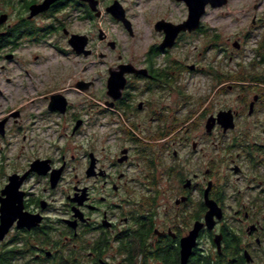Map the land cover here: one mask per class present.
I'll list each match as a JSON object with an SVG mask.
<instances>
[{
    "label": "flooded vegetation",
    "instance_id": "1",
    "mask_svg": "<svg viewBox=\"0 0 264 264\" xmlns=\"http://www.w3.org/2000/svg\"><path fill=\"white\" fill-rule=\"evenodd\" d=\"M228 2L220 7L207 5L206 11L208 7L223 8ZM206 11L199 27L181 31L170 48L161 46L166 34L156 24L182 23L189 8L187 17L178 23L156 17L153 30L159 39L142 51L121 42V34L116 33L121 30L134 37L137 32L125 0H0V60L21 59L23 50L28 65L47 62L54 73L63 66L50 87L36 95L45 99L41 108L44 119L55 116L63 127L64 118L67 135L80 134L86 121L75 111L69 92L72 88L93 94L100 80L106 116L113 120L117 115L126 121L121 129L104 136L106 140L117 137L116 151L105 146L98 150L95 135L91 136L80 166L82 173L72 172L73 184L61 208L55 206V196L75 155L70 160L62 155L59 161L33 156L6 173L0 166V175L5 176L0 184V264H130L137 254L141 264L144 233L152 250L149 264H181V239L197 222L204 225L186 264H264V142L249 129L238 133L243 108L208 109L205 96L193 103L182 91L174 96L178 89L175 61L169 53L184 37L204 33ZM111 24L118 27L111 29ZM96 66L102 67L95 70ZM195 68L193 64L191 70ZM25 70L27 76H33L30 66ZM51 72L46 75L51 77ZM62 81L66 84H59ZM121 81L124 85L118 89ZM54 97L56 109H51ZM259 100L255 94L249 115L254 116ZM193 105L195 109L189 111ZM224 110H231L234 117V127L227 130L218 120ZM22 115L14 109L0 118L5 121L2 138ZM112 120L96 125L111 127ZM94 126L95 122L90 123L92 130ZM192 132L198 133L192 136ZM224 136L231 138L224 140ZM3 151L0 146V161H8ZM204 157L212 165H204L201 171ZM37 161H45L38 162L44 172L32 169ZM141 161L148 170L146 181L128 173V168L140 166ZM221 163L229 165V172L218 170ZM59 169L60 177L54 183L52 174ZM25 174L18 189L21 201L16 196V203L6 204L8 195L3 191L10 177L18 175L19 181ZM246 179L258 185H247V189L236 185ZM139 193V200L132 198ZM207 200L216 204L219 213L212 228L206 224Z\"/></svg>",
    "mask_w": 264,
    "mask_h": 264
},
{
    "label": "rangeland",
    "instance_id": "2",
    "mask_svg": "<svg viewBox=\"0 0 264 264\" xmlns=\"http://www.w3.org/2000/svg\"><path fill=\"white\" fill-rule=\"evenodd\" d=\"M125 1L131 8L137 32L134 37H130L121 30L116 33L121 34V42L127 41L134 44L136 49L142 51L159 39V33L153 30L155 24L153 21L156 17L162 15L178 23L185 19L188 13L186 4L176 0ZM203 20L206 25L203 34L184 37L169 53L175 61V86L178 89H175L174 96L177 98L176 92L182 91L190 97L192 103L196 102L199 97L205 96L207 98L205 106L208 109L215 106L236 110L243 108L244 117L239 119L238 133L245 132L243 129H249V132L256 136L255 138L260 137L259 141L264 142V84L252 80V77L264 78V0H229L223 8L208 7ZM116 27H118L116 24H111V29H116ZM235 41L240 43L239 49L234 46ZM258 50L262 55H257ZM26 52L23 50L19 52L21 59L16 61L0 60V118L14 109L21 110L23 114L17 122H13L14 125L7 131L6 137L0 136V146H4L3 156L9 158L8 161H0V166H4L3 172L6 173L13 167L22 166L33 156H51L59 161L62 155H65L68 160L72 154L75 155L72 163L69 162V166L67 165L65 177L55 196L54 204L61 208L64 195L70 191L73 184L72 172L82 173L80 166L88 152V142L91 136L95 135L98 150L105 146L108 151H110L109 148L112 152L116 151L117 137L112 136L110 140H106L104 136L110 131L121 129L126 121L117 115L112 116L113 120L109 119L108 114L106 116L100 93L101 81L97 80L93 94L77 93L71 88L69 93L74 101L75 111L80 112L86 125L80 130V134L68 136V130H64V118L63 127L58 125L59 120L55 116H48L44 119L41 108L44 106L45 99L36 97L50 87L55 74L63 69V66H56L54 73L51 72L53 66L47 62L43 66L40 63L28 65L24 60L27 56ZM193 64L196 66L195 70L189 68ZM27 66H30L32 70V77L27 76L25 70ZM179 66L181 68L177 69ZM101 67L96 66L95 70ZM49 72L52 73L51 77L46 75ZM223 74L225 77L222 76ZM218 75L221 80L217 83V79H220L217 78ZM243 78L246 80H238ZM59 84L63 85L66 82L62 81ZM215 94L216 98H214ZM255 94H259L260 100L255 104L254 116H251L248 114L249 103ZM211 97L213 99L209 102ZM195 106H191L189 111L195 109ZM90 107H93V110H90ZM109 120L115 122L111 127L96 125L97 122L102 123ZM51 121L52 123H49ZM94 122L95 126L92 130L90 123ZM122 129H125V126ZM195 133L198 132H192L191 135L194 136ZM23 134L26 135V140H22ZM228 137L224 136L222 139L225 140ZM208 160V157L202 159L201 171L204 165L208 167L212 165L208 164ZM139 163L141 165L138 167L128 168L129 176L146 181L149 175H147L148 170L143 169L144 162ZM222 163L217 166L218 170L222 173L229 172V165H222ZM212 168L215 171V166ZM244 168L250 179L252 176L247 167ZM4 177V174L0 175V184ZM249 179L236 181V185L239 188L246 187V189L247 185H252V187L258 185L257 181L251 180V182ZM140 192L143 191L140 189ZM145 193L144 191V195ZM141 194L132 195V198L139 200ZM160 202L163 200L161 199Z\"/></svg>",
    "mask_w": 264,
    "mask_h": 264
},
{
    "label": "water",
    "instance_id": "3",
    "mask_svg": "<svg viewBox=\"0 0 264 264\" xmlns=\"http://www.w3.org/2000/svg\"><path fill=\"white\" fill-rule=\"evenodd\" d=\"M176 1H178V2H180V1L186 2L187 6L189 8V16H188L187 20H185L184 22L179 23V24L164 23L163 21H159L156 24V28L157 29H163L165 31V34H166L164 40L161 43L162 47H168V48L172 47L174 45L177 37H178V34L181 31H193V30L197 29L199 27V25H200V19H201L202 15L206 11L207 5H211L212 7H220V6L225 5L228 2V0H176ZM45 5H47V3L43 4V5H39V7L37 8L36 11H39V10L43 9ZM34 12H35V10H34ZM234 46L235 47H239L240 45H239L238 42L235 41L234 42ZM192 68H193V66H191V69ZM115 79H117V78H116L115 75H113V80H115ZM121 83H123V84L121 86H119L118 89L123 87L124 81H121ZM54 98H53V100H52V102L50 104V108L51 109H56V106H53L54 104H56V101H55L56 98L55 99ZM257 99H258V96L256 95L254 97V101L257 100ZM254 101L251 102L250 112L253 111ZM17 115H18V113H14V116H17ZM218 120H219V123L224 127L225 130L234 127V117H233V114H232L231 110L221 111L219 113V115H218ZM4 123H5L4 120L0 121V132L1 133H4L3 132ZM213 125H214V123H211V125L208 126V129L210 130ZM38 162L42 163V162H45V161L34 162L32 164V169H38V172L39 171L40 172H44L45 170L42 171V164H44V163L39 164ZM91 168H92V166L89 168V170ZM61 171H62V169H59L55 173L53 172L52 181L54 183L58 181ZM26 174L23 175L19 181L17 180L18 175H12L10 177V182H9V184L6 185V187H5L4 191H3V193H6L8 195V197L5 200L6 202L3 201V203L4 202L6 204L13 203V202L16 203L15 201H17V200H15V198H16V196H19L18 189H19L20 183L26 177ZM20 197L21 196H19V199H18L19 201H21ZM206 197H207V195H206ZM5 203H4V205H5ZM207 204L210 207V209H209V211L206 214V224L208 225V227L212 228L213 224H214V222H213L214 221V216L218 213V210L215 209L216 208L215 207L216 204H214V202H212L211 200H207ZM4 217H6V216H4ZM202 225H204V224L197 222L195 224L193 230H191L190 234L187 235L186 237H183L181 239V264H186L187 261H188V258L192 254V250H193L194 246L196 245V238L198 236L199 230H200Z\"/></svg>",
    "mask_w": 264,
    "mask_h": 264
},
{
    "label": "trees",
    "instance_id": "4",
    "mask_svg": "<svg viewBox=\"0 0 264 264\" xmlns=\"http://www.w3.org/2000/svg\"><path fill=\"white\" fill-rule=\"evenodd\" d=\"M259 51V50H258ZM257 55L260 56L262 54H260V51L257 52ZM264 57V56H263ZM264 60V58H263ZM223 77H225V74L222 75ZM243 79H238V80H244ZM246 80V79H245ZM253 82H259V83H263L264 84V78H256V77H252ZM146 233L143 234V240H142V249L139 253L143 254V261L141 262V264H149V260L151 259V255H152V250L151 247H149L146 243ZM139 254L135 255L133 257V259L131 260L130 264H140L138 262V256Z\"/></svg>",
    "mask_w": 264,
    "mask_h": 264
}]
</instances>
